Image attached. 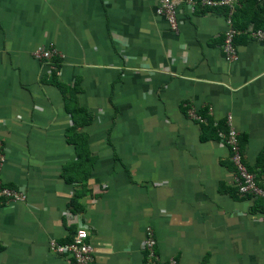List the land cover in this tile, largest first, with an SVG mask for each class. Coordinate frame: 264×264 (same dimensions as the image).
Segmentation results:
<instances>
[{"label": "crops", "instance_id": "obj_1", "mask_svg": "<svg viewBox=\"0 0 264 264\" xmlns=\"http://www.w3.org/2000/svg\"><path fill=\"white\" fill-rule=\"evenodd\" d=\"M174 1L175 33L160 0H0V185L23 196L0 200V264H75L50 243L80 228L91 264H264V200L218 136L230 117L264 189V41L228 61V12Z\"/></svg>", "mask_w": 264, "mask_h": 264}, {"label": "built area", "instance_id": "obj_2", "mask_svg": "<svg viewBox=\"0 0 264 264\" xmlns=\"http://www.w3.org/2000/svg\"><path fill=\"white\" fill-rule=\"evenodd\" d=\"M183 3L190 9H227V29L224 33L221 48L228 61L235 60L236 44L234 39L239 32L234 28L232 14L238 4V0H184ZM177 4L178 3L174 0H160V4L156 10V13L166 20L169 28L174 33L178 31L176 12ZM249 35L254 40L264 41L263 30H252ZM57 55L55 49H45L42 47L37 48L33 52V57L39 61H48ZM191 116L199 120V117H196L194 113H191ZM227 125V132L225 134L219 133V136L223 139L224 143L230 150V162L235 168V185L239 193L242 195H249L264 200V189L258 186L255 175L249 172L242 161L241 148L238 141L239 134L230 126V117H227ZM2 198L17 200L22 199L23 196L21 194L19 195L16 191L4 188L0 185V200ZM155 244L156 241L153 232L151 229H148L144 247L150 259L154 258L153 248ZM50 245L55 252L71 256V258L74 259L75 264H91L93 261L94 251L89 243L88 232L85 228L78 229L73 236L72 241L68 244L58 245L51 242ZM168 264H176V262L173 259H170Z\"/></svg>", "mask_w": 264, "mask_h": 264}, {"label": "trees", "instance_id": "obj_3", "mask_svg": "<svg viewBox=\"0 0 264 264\" xmlns=\"http://www.w3.org/2000/svg\"><path fill=\"white\" fill-rule=\"evenodd\" d=\"M220 9L225 10L227 13L226 8H220ZM232 20H233L234 28L240 33L249 32L252 30H259V29L264 31V0H238V6L235 7V10L232 14ZM234 42H235V39H234ZM56 70H57V67L56 69L53 70L52 76L55 75ZM75 111L78 114L79 113L82 114L84 112L83 109H81L80 107H77ZM71 114L74 117L75 113L71 112ZM72 129H75V126H72ZM226 132H227V128L225 129L224 132H219V133L225 134ZM204 133H206V135H210V133H212L211 134L212 136L214 135V133L215 134L217 133V130L211 127H206L204 130ZM219 133H218V136H219ZM86 162H87V159H85V163ZM249 172L253 173V171L251 170H249ZM87 178H88V172L86 169L84 172L83 182H85ZM84 193L85 191L77 194L76 196H74V198H72L69 204V209L71 210L72 213H80L82 211V207L78 204V199H80L82 197L81 194L84 195Z\"/></svg>", "mask_w": 264, "mask_h": 264}]
</instances>
